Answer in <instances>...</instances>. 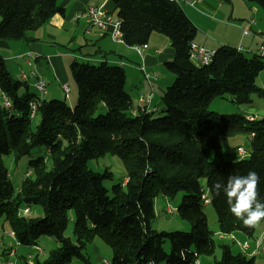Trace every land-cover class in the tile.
<instances>
[{
	"label": "trees",
	"instance_id": "trees-1",
	"mask_svg": "<svg viewBox=\"0 0 264 264\" xmlns=\"http://www.w3.org/2000/svg\"><path fill=\"white\" fill-rule=\"evenodd\" d=\"M58 1L0 0V41L34 42L30 34L61 12ZM252 1L264 9V0ZM109 4V12L121 22L126 46H148L154 33L171 41L175 56L165 67L175 81L162 97V115L142 109L134 113L122 67L75 62L70 68L78 91L76 106L41 100L36 113L40 124L33 131L36 117H31L29 105L37 95L29 93L27 82L14 79L0 55V90L13 104L9 112L0 106V219L22 247L37 246L43 236L60 243L45 262L36 256L35 264H72L74 259L90 264L83 251L97 237L111 247V264H196L215 249L203 212L206 190L201 181L206 180L219 233L253 238L256 227L245 228L231 215L226 197L217 196L213 185L254 170L264 202V117L220 115L210 111V105L225 96L238 106L252 105L253 96L264 102V87L257 85L264 58H248L237 48L221 46L211 65L197 67L190 60L197 29L181 5L169 0ZM242 135L251 138L249 156L227 161L222 139ZM43 146L47 158L29 162L30 175L16 190L4 158L12 156L18 164ZM106 155L119 156L126 173L124 183L113 186L111 194L103 175L88 167L91 160ZM179 193L184 198L177 212L190 224V232H157L152 227L155 199ZM22 206L41 207L43 218L22 216ZM71 211L77 243L65 237ZM166 239L171 243L169 254L164 250ZM221 248V259L212 264H258L255 257L233 254L228 245ZM16 264H29V258Z\"/></svg>",
	"mask_w": 264,
	"mask_h": 264
},
{
	"label": "crops",
	"instance_id": "crops-1",
	"mask_svg": "<svg viewBox=\"0 0 264 264\" xmlns=\"http://www.w3.org/2000/svg\"><path fill=\"white\" fill-rule=\"evenodd\" d=\"M226 1V7L222 0H204L197 8H192L187 2L181 4V6H185L184 8L182 7L184 13L197 29L194 43L213 51H216L221 46L234 47L244 53L246 57L252 58L258 54L259 47L264 39V12L251 4L249 8L247 7L249 9L248 12L239 13L238 20L242 22H234V0ZM241 1L244 4L252 3V0ZM58 4L61 12L55 15L40 30L30 34V37L35 40L34 42L0 41V50L5 52H0V55L4 58L12 76L16 80H20L21 75L25 74L28 77L25 82L28 83L30 94H38L34 84L39 79H43L46 82L44 100H63V98H69L73 89L70 68L72 61L76 60L75 62H78L77 60H79L90 63V57L95 56L99 61L103 60L108 65L115 63L125 70L126 91L133 98L136 113L143 108L139 101L140 96L148 94L152 89L154 99L151 104V113L155 115L162 112L163 108L159 105L160 100L162 103V96H160V100H157V91L160 94H165L167 84H171L175 79L174 76L170 75L164 86L160 82L159 71L161 70V64L165 65L167 62L172 61L175 56L174 50L169 47L170 39L156 36L155 39L162 41L165 47L161 49L157 47L152 52L148 45L143 50V54L139 55L136 48L131 47L129 50L126 45L115 42L111 37L110 31L103 32L97 28L90 27L84 20L74 21L75 15L85 11L89 6H102L110 11L112 7L109 4V0H59ZM225 8H227V14L223 12ZM252 19L255 20L256 24L250 29L251 34L244 36L243 30L248 27V22ZM214 20L222 23L223 26L215 25ZM78 34L80 35L79 39ZM63 35L65 39H61ZM77 39L79 42L77 47H72L71 45L70 47H65V42L77 44ZM157 46H159L158 43ZM88 50H93L92 54ZM143 69L148 73L157 74V78L148 81L144 76ZM63 84L69 86L68 94L64 92ZM23 94L24 91H20V95ZM3 98L4 95L0 90V106H3ZM71 104L69 105L72 106ZM249 113V116L253 114L252 116L256 118L264 117L262 110L260 112L250 110ZM234 143L238 146L241 140ZM236 234L228 236L234 240ZM219 236L221 239H226V235L220 234ZM244 239L241 247L244 244L248 245L244 254L249 257H255V259L258 255L264 254V230L259 236L250 238L253 239L252 242H247V237ZM13 247L14 241L10 236H8V243L1 238L0 255L5 262L14 260L20 253V248ZM12 248L13 250H11ZM12 251L16 252L14 258L9 256ZM22 258H25V256L22 255Z\"/></svg>",
	"mask_w": 264,
	"mask_h": 264
},
{
	"label": "rangeland",
	"instance_id": "rangeland-1",
	"mask_svg": "<svg viewBox=\"0 0 264 264\" xmlns=\"http://www.w3.org/2000/svg\"><path fill=\"white\" fill-rule=\"evenodd\" d=\"M222 1L224 3V6L226 7L227 1L226 0H222ZM245 4L242 3L241 0H234V5H235V17H234L235 21L234 22H238V23L242 22L241 20H238L239 19L238 15L240 12L242 13L248 12L249 10L248 8L251 4H253L255 7L259 8V10L264 12V9L258 3L254 1H252V3H245ZM181 7L184 8L185 6H181ZM223 12L227 14L228 13L227 8H225ZM213 22L217 26H223L222 23H218V21L216 20H214ZM77 36L79 39L80 35L78 34ZM156 36H162V37L168 38L167 35L160 34V33H154L152 35L150 43L148 44L152 52H154V50L157 47H159L160 49L165 47V44L162 41H159V40L157 41V39H155ZM61 39H65L64 35L62 36ZM78 39L76 40L77 44H75L74 42H70V44L65 42L64 44L65 47H70V45L72 47H77L79 43ZM157 43L159 46H157ZM169 47L172 48L171 41H170ZM126 48L130 50L131 47L127 46ZM88 51L89 53L92 54L93 50L92 51L88 50ZM0 52H3V51L0 50ZM75 61L76 60H73L72 64L75 63ZM77 61L82 62L79 60ZM102 62L103 60L99 61L97 58H95V56L90 57V63L94 66H99ZM110 65L114 67L118 66L115 63H110ZM159 73L161 76L160 82L162 83L163 86L168 81V76L172 75L175 78V75L169 72L164 64H161V70L159 71ZM14 79L16 78L14 77ZM72 80H73V86H72L73 89L71 91V94L69 95V98L67 99L63 98V100H58V101L65 100L68 105L72 103L71 104L72 106L69 105L70 108H74L76 106L77 99H78L77 85L73 77H72ZM173 83L174 82H171V84H167L166 88L168 89V87L173 85ZM257 85L259 87H264V71L258 77ZM31 90L33 91V89ZM160 96L163 97L164 94H160V92L157 91V100H160ZM159 105L161 108H163V104L161 103V100H160ZM263 106H264V102L258 99L256 96H253V104L250 106L249 105H241V106L234 105L231 102V98L229 96H225L224 98L216 97L210 105V111L218 113L220 115L236 114V115H243L246 117V116H249L250 110H253L255 112H260L263 109ZM161 115H162L161 112L155 114V116L157 117H160ZM252 115L253 114H251L250 116ZM39 124H40V118L37 116L35 119H33L32 130L35 131ZM236 140H241L240 145L246 151V157L249 156V152L251 151V146H250L251 138L249 136L242 135L234 139H222L221 145H222V149L225 154V159L227 161H238V160L246 158L238 154L237 145L234 143ZM47 154H48L47 148L43 146V147H38L35 150H33L30 156L23 158L18 164H14L12 156H6L4 158L6 165L10 169L11 180L16 190L19 188L24 175L27 172H29V162L37 158H47ZM210 159H213V153H211ZM88 167L90 170L94 171L95 173L103 175L104 177L103 185L109 191L110 194H111L113 186L118 185V184H123L125 181V176H126L125 168L119 156L106 155V156H103L97 159H93L88 163ZM49 168H50V165H48V169ZM107 173H110L111 177L107 175ZM201 185L206 190V198L210 199L211 196H210L209 190L207 189L206 180H202ZM183 198H184V193H179L177 196L173 198L160 195L155 199V218L152 223V227L154 230H156L159 233H162V232L188 233L190 232V229H191L190 224L186 220H183L178 215V212H177V209L181 205ZM24 209H26V206H22V209L20 211H23ZM30 210L31 211L28 216L29 218H37V217L43 218V211L41 207L33 206L30 208ZM203 212L205 213L206 220H207L210 231L214 233L213 239L215 243V249L212 255H201L198 259L199 264H212L215 261L220 260L222 257V248H221L222 245L230 246L233 254L244 253L241 247V243H244L243 242L245 240L244 238H246L247 236L238 232L234 240H232L231 237L228 235H226V239H221L219 236L220 234H219L217 213L214 207L211 204H208V205L204 204ZM69 217H70V223H69L68 229L65 232V237L69 238L73 243H77V238L74 233V220H75L74 211H71L69 213ZM262 230H264V221L260 222V224L256 226V232H255L254 237L259 236L262 233ZM11 234L12 233L10 232L9 225L5 223L3 219H0V241H1V238H3L6 241V243H8V236L11 237ZM252 240L253 239H250L249 237H247L246 239L247 242H252ZM36 245L43 251L42 254H38V252L35 249V246H30V247L20 246L19 247L20 253L18 254L17 258L14 259L15 261L14 260L13 261L16 263L23 262L22 255H24L25 258H29L30 256L32 257V260H31L32 264H35L36 256L38 257V260L40 262H45L48 258L50 251L60 247V243H58L54 238L48 237V236H43L39 238L36 242ZM164 250L167 254L171 253V243L169 239H166L164 242ZM0 253H1V249H0ZM83 253L87 257L90 264H111L112 259H113V251L111 247L98 237L95 238L93 242H90L86 245ZM256 260L258 264H264V254L258 255ZM7 262L8 261L5 262V260L0 255V264H6ZM72 264H85V262L81 259H74Z\"/></svg>",
	"mask_w": 264,
	"mask_h": 264
},
{
	"label": "built area",
	"instance_id": "built-area-1",
	"mask_svg": "<svg viewBox=\"0 0 264 264\" xmlns=\"http://www.w3.org/2000/svg\"><path fill=\"white\" fill-rule=\"evenodd\" d=\"M170 2L177 3L181 5L182 3H188L189 6L192 8H197L199 4L203 3L204 0H169ZM77 20H84L88 26L97 28L103 32L110 31L111 37L115 42L118 43H123V34L121 32V22L120 20L116 17L115 13H111L108 10H106L102 6H89L85 11L76 14L74 17V21ZM256 24L255 20H250L248 22V27L243 30V35L248 36L251 34L250 29ZM147 46H141V47H136V51L139 53V55L143 54V50L146 49ZM258 55L264 58V39L261 42V45L258 50ZM30 56V54H28ZM215 57V51L206 49L203 46H200L196 43H193L190 47V60L192 63L197 66V67H204V66H209L213 63ZM144 71V69H143ZM145 78L148 81H151L152 79L157 78V74L155 73H148L146 71L143 72ZM34 78V76H33ZM28 77L25 74L21 75V80L26 81ZM36 90H37V97L34 102H31L29 107H30V115L32 118L36 117L37 113V107L38 104L40 103L41 100H44V95L46 94V82L43 79H39L35 84H34ZM62 88L66 94L69 93V86L63 84ZM154 99V93L153 89L148 93L140 97V103L143 105L142 110L150 113L151 112V104ZM4 110L6 111H11L13 109V104L10 101V99L7 96H4L3 98V106H1ZM136 113V112H134ZM250 119H254L253 116H249ZM238 154L242 157H246V151L240 147L238 149ZM30 173H27L24 176V179L29 177ZM204 204L208 205L211 204L210 199L206 198L204 196ZM30 208H26L23 211L20 212L22 216H29L30 214ZM11 237L14 241V247L19 248L20 243L16 241L15 237L13 234H11ZM248 248V245L244 244L242 245L243 251H245ZM36 251L38 254H42L43 251L35 246ZM13 250V249H12ZM10 258H14L16 256V252L12 251L9 254ZM32 258H29V264H32L31 262ZM6 264H16L13 260L8 261ZM199 264V261L196 263Z\"/></svg>",
	"mask_w": 264,
	"mask_h": 264
},
{
	"label": "clouds",
	"instance_id": "clouds-1",
	"mask_svg": "<svg viewBox=\"0 0 264 264\" xmlns=\"http://www.w3.org/2000/svg\"><path fill=\"white\" fill-rule=\"evenodd\" d=\"M260 177L254 170L245 175L229 176L226 183H215L213 189L226 197L228 211L245 228L253 229L264 221V202L259 199Z\"/></svg>",
	"mask_w": 264,
	"mask_h": 264
}]
</instances>
